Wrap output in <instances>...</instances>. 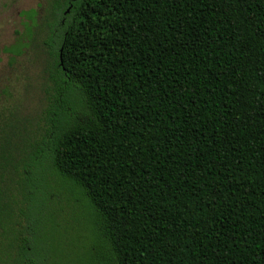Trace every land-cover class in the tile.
<instances>
[{"label":"trees","instance_id":"1","mask_svg":"<svg viewBox=\"0 0 264 264\" xmlns=\"http://www.w3.org/2000/svg\"><path fill=\"white\" fill-rule=\"evenodd\" d=\"M27 17L46 126L0 145V264H52L47 175L88 207L95 264H264V0H43Z\"/></svg>","mask_w":264,"mask_h":264},{"label":"rangeland","instance_id":"2","mask_svg":"<svg viewBox=\"0 0 264 264\" xmlns=\"http://www.w3.org/2000/svg\"><path fill=\"white\" fill-rule=\"evenodd\" d=\"M42 1L0 0V145L16 127L33 141L40 139L46 126L45 55L41 39L29 35L27 17ZM54 179L49 175L45 178L53 189L45 210L46 225L55 241L54 252L57 251L52 264H95L94 254L82 251L92 228L88 207L75 190ZM71 237L78 241V251L66 246Z\"/></svg>","mask_w":264,"mask_h":264},{"label":"water","instance_id":"3","mask_svg":"<svg viewBox=\"0 0 264 264\" xmlns=\"http://www.w3.org/2000/svg\"><path fill=\"white\" fill-rule=\"evenodd\" d=\"M69 12V9H67L64 14L68 13ZM59 61H60V64L62 65V56H61V50H60V54H59Z\"/></svg>","mask_w":264,"mask_h":264}]
</instances>
